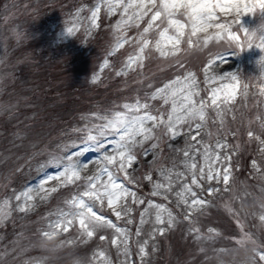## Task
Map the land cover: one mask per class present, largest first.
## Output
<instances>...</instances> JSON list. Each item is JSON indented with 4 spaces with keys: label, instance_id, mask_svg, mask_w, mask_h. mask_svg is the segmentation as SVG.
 I'll return each mask as SVG.
<instances>
[{
    "label": "rangeland",
    "instance_id": "374dc122",
    "mask_svg": "<svg viewBox=\"0 0 264 264\" xmlns=\"http://www.w3.org/2000/svg\"><path fill=\"white\" fill-rule=\"evenodd\" d=\"M40 6L42 10L38 9ZM97 6L101 8L98 26L90 28L91 11ZM4 8L5 12L0 13V212H10V215L0 224V264H105L106 260L111 264H124L122 245L118 251L117 246L111 244L112 239L118 238L112 228H99L88 238L81 236L76 222L67 232L61 230L44 236L43 232L49 230V223L58 218L59 211L69 209L67 201L76 192V186L62 187L60 180H48L44 188L55 187L57 191L51 193L47 201H40L36 188L44 177H55L63 170L49 162L54 156L66 155L65 146L73 140L79 142L81 134L72 130L84 126L82 116L124 111L123 104L134 103L137 98L145 102L146 94L177 77L183 78L187 72L196 75L200 98L208 99L211 88L227 82L204 83V68L217 53H225L224 63L217 60L219 67L213 64L208 75H223L224 71L236 73L240 86L235 101L222 106L221 117L216 116L213 107L207 108L208 116L197 139H202L221 157L230 154L228 179L222 178L223 161L213 164L221 172L219 179L209 182L205 167V178L200 181L202 189L192 187L207 203L192 211V222L186 220L188 209L183 204L176 206L174 193L182 183L191 181L182 163L189 158L174 149H184L186 141L196 142L185 135L170 140L158 130V139L146 143L144 148H150L153 142L158 143V147L148 155H144L143 148H137V162L128 169L137 184H129L123 179V173H117L118 182L136 191L145 199V204H131L129 199L133 211L121 219H117L106 201L95 210L118 227L130 230L128 264H141L137 241L144 239H149L144 264H244L247 250L253 248L259 249L262 255L252 264H264L261 259L264 256V151H261L264 148L261 142L264 141V96L260 95L264 73L256 66L264 51L255 45L241 51L229 47L226 41L216 40L203 46L205 37H198L200 47L188 48L186 39L181 51L167 58L160 57L150 45L143 67L133 64L129 68V58L138 54V45L132 38L138 37L149 17H145L139 29L133 25L117 30L122 9L109 14L105 0H9L8 7ZM48 9H51L52 21L48 18ZM221 18L230 23L236 19L223 14ZM259 19L249 13L240 16L239 24L233 23V30L242 42L239 25L249 29ZM69 27L74 29L71 35L67 34ZM213 31L210 29L209 35ZM150 38L154 44L158 36L153 32ZM125 39L129 42L123 43ZM119 43L123 46L118 47ZM237 52L241 54L237 56ZM244 84L248 85L246 96L242 94ZM76 99L77 104H73ZM147 102L152 104L153 110L162 105L159 99ZM208 103L210 105V100ZM161 110L170 111L171 102ZM76 112H79L77 117ZM249 132L253 133L251 137ZM218 140L226 143L227 148L217 149ZM67 151L74 153L78 149L69 147ZM200 151L203 152V148ZM98 155L89 152L79 158L88 161L81 171L82 177L99 171ZM195 156L199 175L204 161L199 153ZM169 170H172L173 185L169 199L151 196L153 185L144 177L151 175L153 181L167 184L161 172L167 174ZM177 171L187 175L178 179ZM78 183L82 184L83 180ZM29 187L33 188L31 195L36 197L31 203L37 206L20 213L16 205L21 202L15 201L14 195ZM208 188L214 191L209 194ZM6 199L7 206L4 205ZM149 200L164 204L173 212L176 219L171 228L167 224L154 225V214L146 217L148 223L140 225V212ZM50 204L51 208L44 210ZM128 219L133 223L128 224ZM154 226L166 230L163 234L157 233L153 240L148 233ZM137 227L142 228L140 237L135 236ZM190 229H198V232ZM101 236L105 239L101 240Z\"/></svg>",
    "mask_w": 264,
    "mask_h": 264
},
{
    "label": "snow or ice",
    "instance_id": "6c2138e0",
    "mask_svg": "<svg viewBox=\"0 0 264 264\" xmlns=\"http://www.w3.org/2000/svg\"><path fill=\"white\" fill-rule=\"evenodd\" d=\"M105 2L109 14H115L118 9H122L121 19L116 24L117 30H120L122 26L126 29L133 25L139 29L141 22L145 21V17H149L146 26L138 33V37L132 38L138 45V54L129 58L127 65L129 68L133 64L143 67L142 62L150 45L154 47L160 57L164 58L176 56L181 51V45L185 44L183 39L185 36L189 37L186 42L188 48L200 47L199 34L201 32L208 33L210 29L214 30L213 34L207 35L203 39V46H207L211 40L231 41L235 48L243 50L244 41L242 42L241 37L233 30V23L239 24L241 15H248L257 9L264 11V0H105ZM100 11V6L91 11L90 28L98 26L97 18ZM221 14L224 17L235 16L236 19L230 23L226 19H222ZM76 15L79 17L80 13L77 12ZM73 31L74 29L69 27L67 34L71 35ZM239 31L245 32V29L241 27ZM153 32L158 36L154 44L150 38V34ZM177 35L181 39H175ZM128 42L127 39L123 40V43ZM123 43H119L118 47H122ZM252 46L251 43L248 44L249 48ZM256 47L264 51V37H261ZM217 60L224 63L225 53H217L208 66L204 68V83L227 82L220 83L219 87L211 88L208 99L200 98L201 89L198 87L196 75L187 72L183 78L177 77L170 83L164 84L163 87L146 94L147 99L145 102H141L137 98L134 103L123 104L124 111L118 110L103 115L93 113L90 116L81 117L85 121L84 126L72 130L74 133L81 134L79 142L73 140L70 145L65 146L66 155L54 156L49 162L57 168L62 167L63 170L55 177H44L36 188V196L39 197L40 201H47L51 193L57 191L55 187L51 189L44 188V184L48 180H60L62 187L76 186V192L67 201V204L70 205L69 209L59 211L58 218L49 223V230L43 232L44 236L55 234L61 230L67 232L69 227L76 222L79 224L81 236L88 238L93 237L97 229L109 227L118 234V238L112 239L111 244L116 245L118 251L122 245L125 256L124 264H128L130 230L118 227L111 220L98 214L95 209L98 206L102 207L106 201L107 207L112 210L117 219H121L124 216H129L133 211L129 205V199L131 204H145V199L138 196L136 191L128 188L125 183L118 182L117 173H123V179L129 184H137V180L128 169L137 162V148H143L144 155H148L152 149L158 147V143L153 142L150 148H144L146 143L158 139L156 135L158 130L170 140L185 135L189 137L190 141L196 142L189 143L186 141L184 149H174V151L182 152L184 157L189 158L182 161V163L188 170L187 174L191 175V181L190 183H182L180 189L175 191L174 194L176 196V206L179 207L183 204L188 209L185 219L192 222V211L207 203L198 197L197 192L192 187L195 185L196 188L202 189L203 186L200 181L205 178V167H207L209 182L221 178L219 169L213 167V164L217 161H223L221 167L223 168L222 178L224 180L228 179V173L230 172V164L228 163L230 154L225 153L221 157L218 151H213L202 139H197L200 135L199 130L203 127V122L206 121L208 116L207 108L213 107L216 110V116L221 117L224 110L222 106L235 101L237 89L240 86L239 77L236 73L224 71L223 75H208L209 69L213 64H216ZM105 65H107V61H105ZM216 66L219 67V64H216ZM116 74L119 76L121 72ZM247 92L248 85L244 84L242 94L246 96ZM260 95L264 96V88L260 89ZM158 99L162 101L161 108L171 102V110L167 113L162 111L161 108L153 110L152 104L147 101ZM185 125L187 127H184ZM193 132L195 134H192ZM252 135L253 133L249 132V136ZM257 139L260 140L259 137ZM261 142L264 143V141ZM69 147L76 148L78 151L70 153L67 151ZM201 148H203V152L200 151ZM216 148H227V144L218 140ZM261 151H264V148ZM89 152L99 154L96 162L100 164V168L95 175H89L85 178L81 176V171L87 167L88 161L79 158L84 157ZM190 153H192L191 156ZM196 153H199L204 161V166L199 168V175L196 172ZM253 165L255 166V162H253ZM109 166H114V168ZM43 167L44 165H41V168ZM171 172L172 170H169L167 174L161 172L164 180L168 181L167 184L153 181L151 175L144 177L153 185L151 196L161 197L164 200L169 199V193L173 192ZM187 174L176 172L178 179ZM104 177L106 179H103ZM82 180V184L78 183ZM213 191V188L207 189L209 194ZM32 192L33 188L29 187L26 191L14 195L15 201L21 202L16 205V209L20 213L31 211L37 206L35 203H31L36 198L31 195ZM8 204L9 201L6 199L4 205L7 206ZM153 214L154 225L167 224V227L171 228L176 219L173 212L164 204L153 203L149 200L147 207L140 212V225L148 223L149 220L146 217ZM8 215H10V212H0V224L4 222ZM127 223L132 224L133 220L128 219ZM165 230L164 227L154 226L148 235L154 240L157 233L163 234ZM190 231L198 232V229H190ZM141 234L142 228L137 227L135 236L140 237ZM100 239L103 240L105 237L101 236ZM137 244L141 264H144V258L148 255L149 239H144L142 242L137 241ZM154 249L155 245H153ZM100 256L103 257L104 253L101 252ZM261 259H264V256H261ZM105 264H111V262L106 260Z\"/></svg>",
    "mask_w": 264,
    "mask_h": 264
},
{
    "label": "clouds",
    "instance_id": "9594fccd",
    "mask_svg": "<svg viewBox=\"0 0 264 264\" xmlns=\"http://www.w3.org/2000/svg\"><path fill=\"white\" fill-rule=\"evenodd\" d=\"M262 13H264V11H261L259 9H257L255 12L250 13V16H255V17H260V19L258 20L257 24L250 27L249 29H245V32L243 33L242 39L244 41V48L241 51H247L250 48L248 47V44L251 43L253 46L255 45V48L257 43L260 42L261 37H264V16H262ZM236 18V17H235ZM240 18V17H239ZM239 28H241V26L239 25ZM210 33H204L201 32L199 34L200 38H204L207 35H209ZM188 36L183 37L184 40L188 39ZM177 40L181 39V37L179 35L176 36ZM229 47H233V43L231 41L227 42ZM253 46L251 48H253ZM237 56H239L241 53L237 52L236 53ZM264 56H262L257 62H256V66L259 69V71L261 73H264ZM46 242H48V238H44ZM259 255H262V253L259 251V249H248L245 256H244V264H252V261Z\"/></svg>",
    "mask_w": 264,
    "mask_h": 264
},
{
    "label": "trees",
    "instance_id": "16d2710c",
    "mask_svg": "<svg viewBox=\"0 0 264 264\" xmlns=\"http://www.w3.org/2000/svg\"><path fill=\"white\" fill-rule=\"evenodd\" d=\"M6 2H8V3H6ZM32 3V2H31ZM8 5H9V0H0V13H4L5 12V6L6 7H8ZM38 9H41L42 10V8H41V6L38 8ZM44 11H46V10H44ZM48 11H49V16L50 17H48L49 18V20L50 21H52L53 20V17L50 15V13H51V9L49 10L48 9ZM47 18V17H46ZM76 102V103H75ZM77 102H78V100L76 99V101L75 100H73L72 101V103L73 104H77ZM64 108H66V110H68V107H64ZM90 110V109H89ZM78 113L79 112H76V114H75V117H77V115H78ZM74 116V115H73ZM70 130V129H69ZM67 136H69L68 134H67ZM32 157V156H31ZM33 159V158H32ZM35 166V165H34ZM28 178V177H27ZM25 181L27 180V179H24ZM45 208H47V209H49V205L48 206H46ZM36 263H38V262H36Z\"/></svg>",
    "mask_w": 264,
    "mask_h": 264
}]
</instances>
